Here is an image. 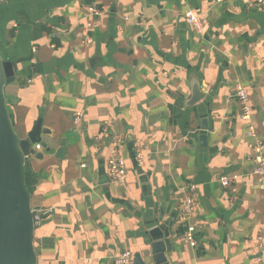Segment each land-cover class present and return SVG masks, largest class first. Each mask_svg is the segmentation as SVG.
Returning a JSON list of instances; mask_svg holds the SVG:
<instances>
[{
  "label": "crops",
  "instance_id": "crops-1",
  "mask_svg": "<svg viewBox=\"0 0 264 264\" xmlns=\"http://www.w3.org/2000/svg\"><path fill=\"white\" fill-rule=\"evenodd\" d=\"M0 55L14 72L4 93L16 134L39 118L46 131L26 159L30 207L49 210L34 227L37 264H111L123 251L133 264L155 254L264 264L255 138L233 96L247 89L264 146V10L243 0H0ZM114 154L126 168L119 185L108 179ZM224 175L236 176L226 189Z\"/></svg>",
  "mask_w": 264,
  "mask_h": 264
},
{
  "label": "water",
  "instance_id": "water-1",
  "mask_svg": "<svg viewBox=\"0 0 264 264\" xmlns=\"http://www.w3.org/2000/svg\"><path fill=\"white\" fill-rule=\"evenodd\" d=\"M13 80L12 64L0 55V264H37L33 246L35 224L26 185V159L33 154L31 146L43 145L41 134L46 131L39 118L26 138L16 134L4 93L5 86ZM204 124L200 134L203 141ZM35 156L40 158L39 154ZM153 262L166 264V259L155 254Z\"/></svg>",
  "mask_w": 264,
  "mask_h": 264
},
{
  "label": "built area",
  "instance_id": "built-area-1",
  "mask_svg": "<svg viewBox=\"0 0 264 264\" xmlns=\"http://www.w3.org/2000/svg\"><path fill=\"white\" fill-rule=\"evenodd\" d=\"M225 0H214L216 3L223 2ZM247 6L250 7H258L264 10V0H243ZM90 11L93 12L94 15H98L100 12L94 8H90ZM185 20L187 24L192 28L194 32L199 34L203 28L202 19L193 11L189 10L184 13ZM233 96L236 98L238 102L239 108V118L241 121L248 125V135L255 138L254 144L250 146L251 149V160L254 164L252 175L258 180L260 186L263 190L264 195V146L263 142L256 138V133L251 125V116H252V107L249 103V94L245 87L237 85L233 89ZM79 115V114H77ZM108 166V179L113 184H122L125 179L126 168L124 166L123 160L116 158L115 154L110 158L107 163ZM236 179V176H221L219 178V184L222 188L226 189L230 186V184ZM191 192L189 196L182 202L181 208V217L184 221L188 222L191 216L195 211L197 205V198L194 192V188L190 189ZM264 200V199H263ZM34 224L39 222L41 216L47 214L49 212L48 209H38L32 210ZM192 227L190 226L185 233V240L194 244L192 241ZM256 244L259 251V257L257 260H261L264 258V226L260 233L256 237ZM111 264H133V256L129 251L120 252L116 255Z\"/></svg>",
  "mask_w": 264,
  "mask_h": 264
}]
</instances>
